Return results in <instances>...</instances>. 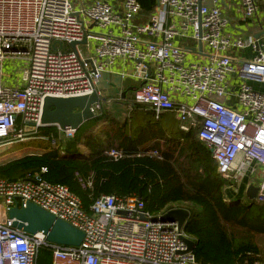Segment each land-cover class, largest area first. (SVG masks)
Masks as SVG:
<instances>
[{
  "label": "built area",
  "instance_id": "built-area-1",
  "mask_svg": "<svg viewBox=\"0 0 264 264\" xmlns=\"http://www.w3.org/2000/svg\"><path fill=\"white\" fill-rule=\"evenodd\" d=\"M141 11L139 0H0V153L36 139L44 127V98L88 96L123 60L128 69L118 71L120 79L139 82L133 102L156 117L173 113L181 131L199 125L198 139L229 183V198L242 178L246 189L254 177L255 201L264 204V90L246 84L264 85L260 0H211L209 6L205 0H155L147 16ZM252 28L256 33H248ZM71 43L78 44L72 49ZM8 60L26 62L17 85L4 80ZM91 110L96 115L100 104ZM52 127L65 139L76 132ZM58 136L50 137L53 148ZM106 154L124 157L114 149ZM143 154L159 158L156 151ZM44 173L0 180V264H36L40 247L52 250L51 264H199L187 252L183 238L192 239L183 229L160 221L136 196L102 195L87 214L66 186L46 182ZM28 203L81 231V244L52 245L41 232L13 228L9 210Z\"/></svg>",
  "mask_w": 264,
  "mask_h": 264
},
{
  "label": "trees",
  "instance_id": "trees-1",
  "mask_svg": "<svg viewBox=\"0 0 264 264\" xmlns=\"http://www.w3.org/2000/svg\"><path fill=\"white\" fill-rule=\"evenodd\" d=\"M139 1L142 16H147L155 0ZM260 5L264 10V0ZM132 88L126 90L129 101L117 103L129 107L126 117L109 109L110 99L105 98L95 118L55 148L50 137L58 136L57 129L40 128L36 139L28 141L34 151L0 163V180H22L45 168L42 178L66 186L87 214L102 195L136 196L153 215L186 204L189 215L182 229L195 243L192 254L199 264L264 260L259 244L264 239V204L229 198V183L219 177L210 150L198 139L199 125L188 132L164 128L161 121L172 113L156 117L152 110L135 104L138 86ZM112 149L124 157L111 159L106 153ZM147 151H156L159 158L143 154ZM51 260L52 250L40 247L36 264H51Z\"/></svg>",
  "mask_w": 264,
  "mask_h": 264
},
{
  "label": "water",
  "instance_id": "water-1",
  "mask_svg": "<svg viewBox=\"0 0 264 264\" xmlns=\"http://www.w3.org/2000/svg\"><path fill=\"white\" fill-rule=\"evenodd\" d=\"M76 44L78 43H71L70 47L74 49ZM80 44H85V41ZM201 48L199 43L198 50ZM129 91H133V89L130 88ZM125 94L126 92H123L121 98H124ZM101 102L95 89L92 94L82 97H46L43 100L41 124L44 127L57 126L61 131L66 129L77 131L83 123L95 118L96 115L91 107L99 105ZM257 190L256 186L248 185L244 195L247 199L255 201ZM188 215L187 210L171 209L161 214L158 219L162 222L177 223L178 229L181 231ZM8 218L13 220V228L31 235L41 232L45 235L46 242L52 245L78 247L83 239L81 231L31 203L26 204L25 208H11ZM183 240L187 245V252L192 251L195 245L194 241L187 238H183Z\"/></svg>",
  "mask_w": 264,
  "mask_h": 264
},
{
  "label": "rangeland",
  "instance_id": "rangeland-1",
  "mask_svg": "<svg viewBox=\"0 0 264 264\" xmlns=\"http://www.w3.org/2000/svg\"><path fill=\"white\" fill-rule=\"evenodd\" d=\"M210 2H211V0H205V4L208 5V6L210 5ZM233 2H236V3L239 4V0H233ZM94 32H96V29H94ZM79 48L82 51H85V46L82 45V46H79ZM64 50H66V51L69 50V46H64ZM204 53L207 55L210 52H209L208 49H204ZM188 58L189 59H192V58L196 59V61H199V62H203L204 61V59L199 57V56L188 55ZM25 67H26V62L25 61H11V60L6 61L5 65H4V68H3V73L5 75L4 80L9 85H17V84H19V81L21 80V74L23 73V70L25 69ZM109 80H110V78L108 76H103L101 81L99 82V84L97 86V91L100 92V97H101V101H102L101 103H103V100L105 98L112 99V98L116 97V95H117L116 92L108 86V84H109L108 81ZM126 80L131 81L132 84L135 83L134 84L135 86H137L139 84V82H137V80H135V79H126ZM126 80H122V79L119 78V80L116 81V86L121 89L123 84L119 85V82L120 81L124 82ZM258 87H259V89L264 90V85H262V84L260 85L259 84ZM129 93L130 92H128V95H127L128 99L126 98L127 101H129V98L131 96ZM118 101H120L119 97L115 98V100H113V101L110 100L109 101L110 108L113 107L114 110H115L116 107L113 106V103L117 104ZM118 110L119 111H117V110L114 111V113H117L118 115H120L121 118L127 116V114H128L127 112L128 111L125 110V108L124 109L121 108V109H118ZM120 112H122V113H120ZM167 117H168L167 119L163 118V120L161 121L163 127L166 128V129H171L173 131H177L178 130L177 128H180V122L175 121V119L173 118L172 114L171 115L168 114ZM98 127H99V125L97 127H95V130L96 129L98 130ZM31 146L32 145L30 143H28V141H27V143L26 142L24 144L22 143V145L21 144L14 145L13 148L11 147L10 149L5 150V153H2V154L0 153V161L1 160L7 161V160H9L11 158L18 157L21 154H24L26 152L27 153L29 151L32 152V151H34V149H32L33 147H31ZM5 156H6V158H5ZM2 157L5 158V159H3ZM247 182H248V179L246 177L242 178V180H240L238 182V187H237L238 194H233V199H238L239 197H241L240 200L242 202H247V203L248 202H253V201L247 199L245 197V195H244L245 190H246L245 186H246ZM251 184H254V185L258 186L259 181L257 179H255L254 177H252V178H250V181H249V185H251ZM187 207H189V206L186 205V204H179V205H175L173 209H184L185 210ZM161 214L162 213H160V215ZM259 244H260L261 248L264 249V239H260Z\"/></svg>",
  "mask_w": 264,
  "mask_h": 264
},
{
  "label": "crops",
  "instance_id": "crops-1",
  "mask_svg": "<svg viewBox=\"0 0 264 264\" xmlns=\"http://www.w3.org/2000/svg\"><path fill=\"white\" fill-rule=\"evenodd\" d=\"M227 15L232 19V23H233V25H235V26H238V25H241V23L233 16V13L232 12H230V11H228L227 12ZM238 27H240V26H238ZM255 31V29L254 28H252V29H250V31L248 32V33H251V32H254ZM126 67V64H125V62L123 61V60H118L116 63H115V65H112L110 68H109V70L107 71V72H105L104 74H103V76H108L109 78H110V80L108 81L109 82V84H108V86L111 88V89H113L115 92H116V97H114V98H112V99H110L111 101H113V100H115V98H117V97H119V100H121L123 103H125L127 100L125 99L126 98V94H125V97L124 98H121V94L123 93V92H126V90H128V89H130V88H132V86H135L134 84H132V82L131 81H128V80H126V81H124V82H122V81H120L119 82V85L120 84H123L122 85V88L120 89V88H118L117 86H116V81L117 80H119V70H122V69H124ZM125 69H128L127 67L125 68ZM102 76V77H103ZM119 77V78H118ZM246 84H248V85H250L254 90H256V91H263L262 89H259V87H258V83H256V82H253V81H249V80H247L246 81ZM139 85V84H138ZM137 85V86H138ZM261 85V84H260ZM133 89V88H132ZM99 96H100V92H99ZM101 98V97H100ZM113 106H115L116 108H115V110H114V108L112 107V108H110V104H108V108L109 109H111V110H114V111H119L118 109H124L125 108V110H129V107H127V106H125V105H121V104H115V103H113ZM113 111V112H114ZM120 113H122V112H120ZM173 114V113H172ZM174 115V114H173ZM175 117V116H174ZM65 141L66 139L64 138V136H63V134H60L59 136H58V142H60V141ZM57 142V143H58ZM51 145V144H50ZM82 151L84 152V154L86 153V151H85V149L82 147ZM3 153V152H2ZM1 153V154H2ZM5 153V152H4ZM3 158V157H2ZM5 158H6V156H5ZM5 158H3V159H5ZM4 160H1L0 161V163H2Z\"/></svg>",
  "mask_w": 264,
  "mask_h": 264
}]
</instances>
